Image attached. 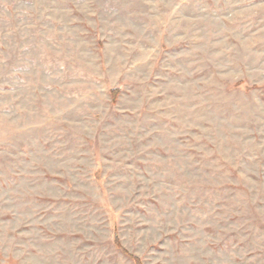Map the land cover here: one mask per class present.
Listing matches in <instances>:
<instances>
[{
	"label": "rangeland",
	"instance_id": "1",
	"mask_svg": "<svg viewBox=\"0 0 264 264\" xmlns=\"http://www.w3.org/2000/svg\"><path fill=\"white\" fill-rule=\"evenodd\" d=\"M262 85L264 0H0V264H264Z\"/></svg>",
	"mask_w": 264,
	"mask_h": 264
},
{
	"label": "trees",
	"instance_id": "2",
	"mask_svg": "<svg viewBox=\"0 0 264 264\" xmlns=\"http://www.w3.org/2000/svg\"><path fill=\"white\" fill-rule=\"evenodd\" d=\"M262 90H263V92H264V85H262ZM113 95H114V97H115V96L117 95V93H116L115 91H113ZM114 242H115V245H116L118 248H120L123 252L127 253V254L133 259L134 264H142V262H141V260H140V258H139L138 256H136V255H134V254H130V253H128L127 250L124 249V248L121 246L118 236H115V237H114Z\"/></svg>",
	"mask_w": 264,
	"mask_h": 264
}]
</instances>
